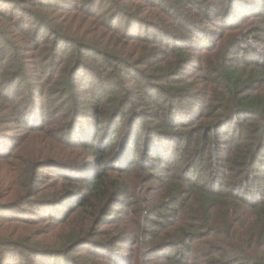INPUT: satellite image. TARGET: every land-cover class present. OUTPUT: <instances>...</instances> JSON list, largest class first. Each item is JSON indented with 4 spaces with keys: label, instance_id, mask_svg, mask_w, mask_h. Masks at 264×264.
<instances>
[{
    "label": "trees",
    "instance_id": "trees-1",
    "mask_svg": "<svg viewBox=\"0 0 264 264\" xmlns=\"http://www.w3.org/2000/svg\"><path fill=\"white\" fill-rule=\"evenodd\" d=\"M0 264H264V0H0Z\"/></svg>",
    "mask_w": 264,
    "mask_h": 264
}]
</instances>
